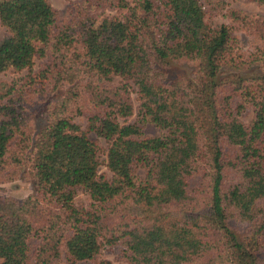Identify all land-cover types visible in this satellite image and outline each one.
Here are the masks:
<instances>
[{
  "label": "trees",
  "instance_id": "1",
  "mask_svg": "<svg viewBox=\"0 0 264 264\" xmlns=\"http://www.w3.org/2000/svg\"><path fill=\"white\" fill-rule=\"evenodd\" d=\"M224 10L69 0L63 18L48 0H0V73L43 60L0 81V184L34 185L0 195V264H75L117 244L129 264H264V17L241 16L261 40L245 54L210 21ZM171 62L194 76L168 78Z\"/></svg>",
  "mask_w": 264,
  "mask_h": 264
},
{
  "label": "rangeland",
  "instance_id": "2",
  "mask_svg": "<svg viewBox=\"0 0 264 264\" xmlns=\"http://www.w3.org/2000/svg\"><path fill=\"white\" fill-rule=\"evenodd\" d=\"M48 2L59 11L61 16L63 18L67 17V10L69 6V0H48ZM225 2V10L222 12V14L214 15L210 18V21L213 26H219L221 24H226L232 28L233 34L238 38L239 40V47L241 52L248 53L251 50H253L254 46L257 44H260L261 40L259 38V35L256 33V31L253 29V26L250 22H246L245 19H242V15H247L249 17H264V5L259 4L255 0H224ZM232 12H235L237 14L238 20L234 15H232ZM6 35V29L4 26L0 23V39H2ZM43 60L35 58L33 61V64L30 69H23L21 71H14V70H6L5 72L0 73V81L4 82H11L13 79H17L20 77H23L27 75L28 73H33L37 71L42 66ZM164 72L166 73V76L168 78H175V77H192L194 76L195 69L194 66L190 63L186 62H180V63H174L171 62L167 67H165ZM259 71L257 67L254 65H251L247 69L241 71L240 74H243L244 76H250L257 74ZM118 77L114 78L113 83L117 84ZM63 90H58L57 94H61ZM134 104L136 105L135 100V93L131 94ZM251 117V112L248 111L243 115V120L247 121ZM122 120V119H120ZM77 121L81 125L82 128H85L86 121L85 118L79 117L77 118ZM44 123V118L38 114L36 115V126L37 128L41 126ZM158 130L153 124H147L143 128V134L146 136H153L157 134ZM89 136L93 139H95L97 136L94 133H89ZM97 139L100 141L101 145L105 146L106 141L101 138L97 137ZM105 158L104 154L101 157V160ZM100 171H106L105 165L102 163L99 166ZM34 189L33 182L28 179H18L15 181L2 183L0 184V195H8V196H14L17 198H22L29 193H31ZM87 195L84 193H79L75 200L78 203L86 202L87 201ZM234 227L237 230V233L239 236H244L245 234V227L243 224L240 223H232ZM122 245L117 244L113 246L104 245L100 249V252L97 254V256L94 259L91 260H82L78 261L75 264H129L124 259L121 258V250Z\"/></svg>",
  "mask_w": 264,
  "mask_h": 264
}]
</instances>
